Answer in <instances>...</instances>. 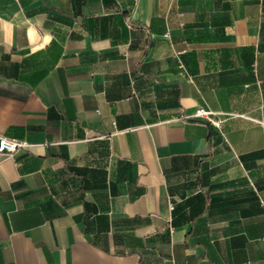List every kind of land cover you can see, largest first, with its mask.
<instances>
[{"label": "crops", "instance_id": "0c3cea01", "mask_svg": "<svg viewBox=\"0 0 264 264\" xmlns=\"http://www.w3.org/2000/svg\"><path fill=\"white\" fill-rule=\"evenodd\" d=\"M0 134V264H264V0H0Z\"/></svg>", "mask_w": 264, "mask_h": 264}, {"label": "built area", "instance_id": "2783aa9c", "mask_svg": "<svg viewBox=\"0 0 264 264\" xmlns=\"http://www.w3.org/2000/svg\"><path fill=\"white\" fill-rule=\"evenodd\" d=\"M165 36L169 37V32H167ZM181 65L184 66L183 63H181ZM215 113L216 112L211 109L200 106L196 109V112L192 113L191 115H188V117L190 116L204 117L212 124H214L216 127H221L222 119L217 118V116L215 117ZM25 145H27L26 141L17 138L7 137L0 134V153L2 154L12 155L18 149H20Z\"/></svg>", "mask_w": 264, "mask_h": 264}]
</instances>
